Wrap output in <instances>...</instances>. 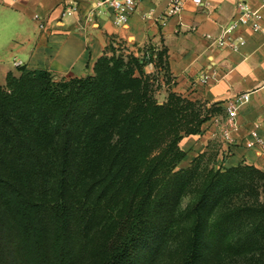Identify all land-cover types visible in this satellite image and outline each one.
Here are the masks:
<instances>
[{
    "label": "trees",
    "instance_id": "1",
    "mask_svg": "<svg viewBox=\"0 0 264 264\" xmlns=\"http://www.w3.org/2000/svg\"><path fill=\"white\" fill-rule=\"evenodd\" d=\"M116 51L0 84V264H264V171L180 167L215 105L171 89L164 52Z\"/></svg>",
    "mask_w": 264,
    "mask_h": 264
},
{
    "label": "crops",
    "instance_id": "2",
    "mask_svg": "<svg viewBox=\"0 0 264 264\" xmlns=\"http://www.w3.org/2000/svg\"><path fill=\"white\" fill-rule=\"evenodd\" d=\"M103 1L0 0V84L6 83L9 72L17 75L19 66L47 69L56 79L93 74L95 62L110 44L136 56L154 52L155 58V52H164L171 89L216 109L200 134L181 140L186 157L179 166H188L213 147L216 167L248 164L264 171V144L246 146L253 131L264 141V0H243L260 11L261 29L239 25L232 36L246 42L238 50L219 47L213 39L222 36L237 17L239 0H205L202 5L184 0L181 11L168 17L169 0H140L124 26L113 23L112 9ZM74 4L78 11L63 16ZM35 15L41 17L43 29ZM155 70L154 62L145 65L146 73ZM204 75L209 78L202 83L199 79ZM244 93L249 99L238 108L237 128L229 144L221 137L228 119L225 107Z\"/></svg>",
    "mask_w": 264,
    "mask_h": 264
},
{
    "label": "built area",
    "instance_id": "3",
    "mask_svg": "<svg viewBox=\"0 0 264 264\" xmlns=\"http://www.w3.org/2000/svg\"><path fill=\"white\" fill-rule=\"evenodd\" d=\"M140 0H104L103 4H106L112 9L113 23L116 26H124L127 24L130 15L135 11L136 5ZM168 8L165 12V17L177 14L181 11L184 0H169ZM197 5H202L205 0H192ZM78 11V5L74 4L66 8L63 12L64 15H72ZM237 17L225 28L222 36L213 39V43L219 47H229L233 50H238L241 46L245 44V39L243 37H233L232 32L239 27L241 24L249 23L254 31H259L261 29V13L258 9L252 10L243 0L237 2ZM34 18L39 22V28H44V23L39 15H35ZM208 38L211 35H207ZM17 66L20 62L16 63ZM209 76H202L199 81L205 83ZM249 94L244 93L232 101H230L226 107L225 111L228 115L227 121L223 124L221 129V137L224 141L229 144L233 143L232 130L237 128L236 117L238 115V108L240 105L248 101ZM264 144L263 139L256 133L252 132L251 138L246 142L248 148L255 147L257 145L262 146Z\"/></svg>",
    "mask_w": 264,
    "mask_h": 264
},
{
    "label": "rangeland",
    "instance_id": "4",
    "mask_svg": "<svg viewBox=\"0 0 264 264\" xmlns=\"http://www.w3.org/2000/svg\"><path fill=\"white\" fill-rule=\"evenodd\" d=\"M117 51V53H129V51L126 48H123L121 46H113ZM145 71V67L143 68ZM5 85V84H4ZM166 87H161L159 89L156 90V97L157 99L162 102L166 99L167 96V92L165 91ZM207 165L209 166H215L216 165V151L215 148L211 147L210 150L206 151V154L204 155V159H203ZM184 165L187 164L186 162L183 163ZM97 172V170H96ZM191 195H188L185 200L183 201V205L185 206L189 200L191 199ZM248 262L246 260H234L231 264H247ZM83 264H89V262L87 263H83Z\"/></svg>",
    "mask_w": 264,
    "mask_h": 264
}]
</instances>
